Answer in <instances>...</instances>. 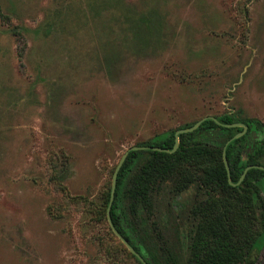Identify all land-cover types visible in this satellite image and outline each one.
I'll return each mask as SVG.
<instances>
[{"label": "rangeland", "instance_id": "1", "mask_svg": "<svg viewBox=\"0 0 264 264\" xmlns=\"http://www.w3.org/2000/svg\"><path fill=\"white\" fill-rule=\"evenodd\" d=\"M237 111L264 124V0H0V264H137L99 207L122 156Z\"/></svg>", "mask_w": 264, "mask_h": 264}, {"label": "trees", "instance_id": "2", "mask_svg": "<svg viewBox=\"0 0 264 264\" xmlns=\"http://www.w3.org/2000/svg\"><path fill=\"white\" fill-rule=\"evenodd\" d=\"M212 117L216 121L180 135L175 153L130 152L118 174L111 223L147 264H248L252 252L264 248V171H248L238 185L247 167H264V124L238 111ZM196 122L135 146L172 151L176 131ZM234 124L248 131L227 145L243 131L229 127ZM224 150L234 185L228 180ZM112 178L99 207L115 236L107 214ZM186 193L189 198L179 208L178 199Z\"/></svg>", "mask_w": 264, "mask_h": 264}, {"label": "water", "instance_id": "3", "mask_svg": "<svg viewBox=\"0 0 264 264\" xmlns=\"http://www.w3.org/2000/svg\"><path fill=\"white\" fill-rule=\"evenodd\" d=\"M207 120H214L216 121V119L212 116H207V117H204L202 118L201 120H199L198 122H196L191 128H188V129H182V130H178L176 131L175 133V146L173 148L172 151H166L162 148H159V147H141V146H132L131 148H129L125 153L124 155L122 156L121 160L119 161L116 169H115V172L113 174V178H112V189H111V199H110V204H109V208H108V220H109V224L115 234V236L125 245V247L129 250L130 253H132L142 264H147L146 261L139 255L138 252H136L134 250V248H132L129 243L122 237L119 235V233L114 229V227L112 226V223H111V219H110V210H111V207H112V204H113V201H114V197H115V190H116V186H117V178H118V174L119 172L121 171L128 155L130 152H137V151H157V152H167V153H175L178 148H179V136L182 135V134H187V133H192L194 132L195 130H197L203 122L207 121ZM229 127H240V128H243V131L238 133L237 135H235L228 143L230 144L232 141L234 140H237L239 138H241L242 136H244L247 131H248V127L243 125V124H234V125H230ZM223 162H224V165H225V168H226V171L228 173V180H229V183L234 185L232 182H231V176H230V166H229V163H228V160H227V156H226V152L224 150L223 152ZM252 169H258V170H262L264 171V167L263 166H249L247 167L245 170H244V173L238 183V185H240L243 180L245 179V176L246 174L248 173V171L252 170ZM257 255H258V252L257 251H253L252 254L249 256V259H248V264H255L256 262V258H257Z\"/></svg>", "mask_w": 264, "mask_h": 264}]
</instances>
